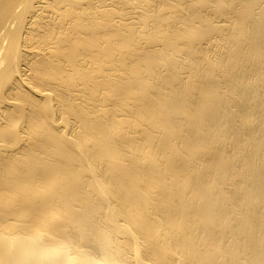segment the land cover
Listing matches in <instances>:
<instances>
[{"label": "bare ground", "instance_id": "obj_1", "mask_svg": "<svg viewBox=\"0 0 264 264\" xmlns=\"http://www.w3.org/2000/svg\"><path fill=\"white\" fill-rule=\"evenodd\" d=\"M0 264H264V0H0Z\"/></svg>", "mask_w": 264, "mask_h": 264}]
</instances>
